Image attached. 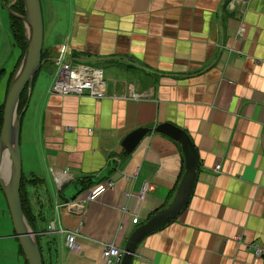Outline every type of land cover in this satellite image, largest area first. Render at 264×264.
Instances as JSON below:
<instances>
[{
    "label": "crops",
    "instance_id": "crops-1",
    "mask_svg": "<svg viewBox=\"0 0 264 264\" xmlns=\"http://www.w3.org/2000/svg\"><path fill=\"white\" fill-rule=\"evenodd\" d=\"M14 1L0 0V104L21 53ZM229 1L40 0V67L65 42L106 82L96 98L51 93L46 82L35 89V79L21 115L22 197L46 264H103L104 242L123 249L171 202L185 171L181 144L156 130L127 154L121 144L133 128L166 121L189 134L196 177L179 212L137 242L131 264H264L249 246L264 244V0ZM95 184L102 190L85 199ZM0 264H28L1 187Z\"/></svg>",
    "mask_w": 264,
    "mask_h": 264
},
{
    "label": "water",
    "instance_id": "water-1",
    "mask_svg": "<svg viewBox=\"0 0 264 264\" xmlns=\"http://www.w3.org/2000/svg\"><path fill=\"white\" fill-rule=\"evenodd\" d=\"M23 4V14H15L11 11L12 14L19 16L23 20L26 46L17 67L9 79L4 99L0 128V166L3 155L7 152L9 168L5 176H3L0 169V187L8 204L14 231L27 257L28 264H43L35 230L25 217L20 204L19 189L22 176L19 140L20 120L28 99L20 111H18V102L20 93L25 85L30 90L29 94L31 93L34 74L42 63L41 49L44 28L40 0H23ZM7 8L8 10L10 9L9 7ZM152 130L164 132L181 144L185 156V171L171 202L131 231L122 249L119 264H131L137 242L147 232L160 227L179 212L188 200L196 177L198 153L189 134L179 126L167 121L158 123L153 127L138 126L130 130L121 141L123 153L131 152L143 135Z\"/></svg>",
    "mask_w": 264,
    "mask_h": 264
},
{
    "label": "built area",
    "instance_id": "built-area-1",
    "mask_svg": "<svg viewBox=\"0 0 264 264\" xmlns=\"http://www.w3.org/2000/svg\"><path fill=\"white\" fill-rule=\"evenodd\" d=\"M234 1L243 5L246 0H230L229 3L233 5ZM240 31H242V28H240ZM53 61L56 68L54 76L48 85L49 92L59 94H88L96 98L106 95V82L102 75V70L80 61H73L70 58L69 47L65 42L59 44ZM132 95L137 97L136 93ZM219 166V163H216L215 169H218ZM102 188L101 184H95L87 190L85 199H94ZM146 188V185L140 188V195L144 193ZM136 220L137 216H134L132 221ZM65 243L69 249H76L75 234L67 233ZM249 246L252 248L254 254L264 256V244L251 242ZM101 251L103 264L120 263L122 249L116 243L112 241L104 242Z\"/></svg>",
    "mask_w": 264,
    "mask_h": 264
},
{
    "label": "trees",
    "instance_id": "trees-1",
    "mask_svg": "<svg viewBox=\"0 0 264 264\" xmlns=\"http://www.w3.org/2000/svg\"><path fill=\"white\" fill-rule=\"evenodd\" d=\"M11 9L14 10L17 14H23L24 13V4H23V0H15L12 5H11ZM10 27H11V31H12V35H13V39L15 41V43L20 47L21 49V53H20V56L18 58V61L15 65V68L17 67L21 57H22V54H23V51L25 49V46H26V37H25V26H24V23H23V20L15 15V14H10ZM41 59H43V53H42V49H41ZM40 69V67H39ZM39 69L35 72L34 74V77H33V82H32V86L34 84V81L36 79V76L39 72ZM13 71L11 72V75H12ZM10 75V76H11ZM10 79V77H9ZM8 83H9V80H8ZM8 86V84H7ZM23 89L25 90V95L23 96ZM22 89L21 93H20V97H19V102H18V111H20L26 101V96H27V85L24 86V88ZM3 105H4V100L3 102L0 104V128H1V124H2V113H3ZM32 181H35V180H40L39 177L37 176H33L30 178ZM24 176L22 175L21 176V180H20V189H19V193H20V204H21V208H22V211L25 215V217L27 218L28 222L30 223V225L32 226V228L36 231L35 229V225H34V219L30 213V210H29V207L28 205H26V203L24 202V198L22 197L23 194H24ZM36 238H37V241H38V235L36 233ZM56 237L53 236L49 242H48V248H52V244H55L56 243ZM38 245H39V249H40V252H41V256H42V262L43 264H46V255L44 256V253L41 249V246L39 244V241H38Z\"/></svg>",
    "mask_w": 264,
    "mask_h": 264
},
{
    "label": "rangeland",
    "instance_id": "rangeland-1",
    "mask_svg": "<svg viewBox=\"0 0 264 264\" xmlns=\"http://www.w3.org/2000/svg\"><path fill=\"white\" fill-rule=\"evenodd\" d=\"M55 63H45V64H42V66L40 67L39 69V72L37 74V77H36V82H35V85H34V88L37 86V85H41V84H44L46 82V85L49 84L50 80L53 78L54 76V72H55ZM12 67V64H11V59L9 61V63H7L6 65V74H5V81H6V78L8 76V73H9V70L10 68ZM7 88V87H6ZM34 88H33V91H34ZM36 89V88H35ZM29 88L27 89V96H26V100L27 99H30V94H29ZM25 95V90L23 89V96ZM5 99V97H4ZM28 102V101H27ZM4 194V193H3Z\"/></svg>",
    "mask_w": 264,
    "mask_h": 264
},
{
    "label": "bare ground",
    "instance_id": "bare-ground-1",
    "mask_svg": "<svg viewBox=\"0 0 264 264\" xmlns=\"http://www.w3.org/2000/svg\"><path fill=\"white\" fill-rule=\"evenodd\" d=\"M8 168H9V159L7 156V152H5L3 155L1 166H0V169L2 171L3 176H5V174H7Z\"/></svg>",
    "mask_w": 264,
    "mask_h": 264
}]
</instances>
